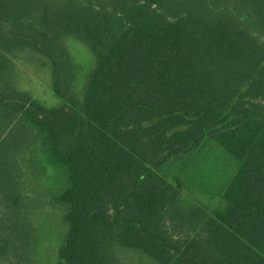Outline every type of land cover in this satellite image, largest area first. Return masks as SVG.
I'll list each match as a JSON object with an SVG mask.
<instances>
[{
    "label": "trees",
    "instance_id": "trees-1",
    "mask_svg": "<svg viewBox=\"0 0 264 264\" xmlns=\"http://www.w3.org/2000/svg\"><path fill=\"white\" fill-rule=\"evenodd\" d=\"M207 140L237 164L213 209L161 173ZM51 211L53 264H264V0H0V264Z\"/></svg>",
    "mask_w": 264,
    "mask_h": 264
},
{
    "label": "rangeland",
    "instance_id": "rangeland-1",
    "mask_svg": "<svg viewBox=\"0 0 264 264\" xmlns=\"http://www.w3.org/2000/svg\"><path fill=\"white\" fill-rule=\"evenodd\" d=\"M69 50L73 57L80 62L84 70L81 80L86 78L92 67V56L86 48L78 42L71 41ZM24 86L33 90L39 99L46 101L49 105L59 104L60 100L54 96L51 90V78L45 69L34 66L24 68ZM236 162L226 154L216 143L207 140L199 148L188 156L180 157L166 164L161 173L169 180L179 177L186 185L189 199H197L201 204L213 209L222 205L221 196L226 185L236 171ZM50 214V218L56 221L49 222L47 228L49 234L42 239L40 251L37 247L33 264H53L56 251L61 237V220L54 212H43L42 215ZM38 213L35 225L39 228L42 236L43 216ZM118 254L123 264H155L151 259L128 249H119Z\"/></svg>",
    "mask_w": 264,
    "mask_h": 264
}]
</instances>
